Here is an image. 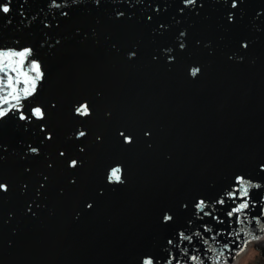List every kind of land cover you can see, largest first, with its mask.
<instances>
[{
    "label": "water",
    "instance_id": "water-1",
    "mask_svg": "<svg viewBox=\"0 0 264 264\" xmlns=\"http://www.w3.org/2000/svg\"><path fill=\"white\" fill-rule=\"evenodd\" d=\"M9 6L0 52L29 51L21 71L35 61L43 76L27 97L23 75L11 73V95L0 86V264H236L264 240V187L248 210L259 219L229 224L214 204L237 176L264 185V0ZM83 104L89 116L76 113ZM116 167L122 179L109 181ZM199 199L224 232L208 218L204 231Z\"/></svg>",
    "mask_w": 264,
    "mask_h": 264
},
{
    "label": "snow or ice",
    "instance_id": "snow-or-ice-1",
    "mask_svg": "<svg viewBox=\"0 0 264 264\" xmlns=\"http://www.w3.org/2000/svg\"><path fill=\"white\" fill-rule=\"evenodd\" d=\"M186 3H195V0H185ZM237 0H232V7H236ZM10 0H6L5 3H0V12L2 13H9L10 12ZM231 18V17H229ZM30 55L29 51H20V52H0V86H2L4 89H11V92L8 93V95H11L12 93L17 91V88L14 87L15 85H20L21 81L19 79H15L11 75V73H18L19 75H23L25 77L23 84L28 85V87L23 88L24 96H30L36 91L37 81L42 79L43 73L41 72V66L38 62L35 61H29L28 62V69L30 72L35 73V76L32 77L29 75V71H21V69L25 66V60ZM13 57H19L18 61H13ZM198 69L193 70L192 74L195 75ZM14 99H19V96H14ZM5 103H7V95L3 97ZM76 113L81 116H89L91 114L89 107L87 104H83L82 106L78 107L76 110ZM6 115V113L2 110H0V117ZM33 115L36 118H43L44 112L41 110V108L36 107ZM21 119H28L29 117L24 116L21 114ZM86 133L83 131H80L78 133L79 137L85 136ZM119 135L124 137V141L127 143H131L132 139L130 136L125 135L123 131L119 132ZM145 135H150L149 132H145ZM49 139L51 136L48 137ZM33 152H36V148H32ZM61 155H64L63 152L60 153ZM70 167H76L77 161L72 160L69 163ZM264 167V166H262ZM109 181H115L120 182L121 177V169L119 167L113 168L110 172V175L108 177ZM264 185H261L259 183L252 184L250 182L246 183L245 178L242 176H237L234 179L233 186L229 191L225 193L227 200L223 197H217L214 201L215 205L224 206L228 208V211L226 212V218L229 224L234 223H243L246 219H259V217H251L248 210L251 207H255L257 204V201L253 199V191L252 190H259ZM0 189L6 190V186L3 184H0ZM260 201H264V196H261ZM229 201L231 202V207H229ZM239 201V203H237ZM92 204L89 203L87 205L88 208H92ZM194 208L197 210L196 215L200 220H205V218H208L212 221H215L216 224L219 227V230L217 231V235L220 234V232H224V224L225 221L220 218L219 215L216 214L215 211H209L208 209V202H206L204 199H199L195 201ZM260 215L264 216V207L260 208ZM172 217L166 215L164 217L165 222L171 220ZM204 231H212V229H209L207 220H205L204 223ZM261 232H264V227L260 229ZM228 235H232V232H228ZM197 236L200 235L199 232L196 233ZM237 236L241 235L239 232L236 233ZM178 236L184 240L191 242L193 237L190 235H187L183 232L178 233ZM253 234L252 232H246L244 233V239H252ZM168 244H172V240L167 241ZM240 247H243V245H240ZM239 250V249H237ZM188 259L191 262H199V264H210V262H206L203 258L198 257L197 255H191L188 257ZM173 261H175V264H180V260L177 259L176 255H171L166 258V264H173ZM143 264H155L154 259L152 257H147L144 259Z\"/></svg>",
    "mask_w": 264,
    "mask_h": 264
},
{
    "label": "rangeland",
    "instance_id": "rangeland-1",
    "mask_svg": "<svg viewBox=\"0 0 264 264\" xmlns=\"http://www.w3.org/2000/svg\"><path fill=\"white\" fill-rule=\"evenodd\" d=\"M239 263L240 264H264V242L256 243L248 247V250L246 251V253L241 256Z\"/></svg>",
    "mask_w": 264,
    "mask_h": 264
},
{
    "label": "bare ground",
    "instance_id": "bare-ground-1",
    "mask_svg": "<svg viewBox=\"0 0 264 264\" xmlns=\"http://www.w3.org/2000/svg\"><path fill=\"white\" fill-rule=\"evenodd\" d=\"M262 242H264V240H262V241H260V242H258V243H262ZM247 250H248V249H247ZM247 250H246V251H247ZM245 253H246V252H245ZM245 253H244V254H245ZM241 256H242V255H241ZM241 256H239V258L237 259L236 264L239 263V260H240Z\"/></svg>",
    "mask_w": 264,
    "mask_h": 264
},
{
    "label": "trees",
    "instance_id": "trees-1",
    "mask_svg": "<svg viewBox=\"0 0 264 264\" xmlns=\"http://www.w3.org/2000/svg\"><path fill=\"white\" fill-rule=\"evenodd\" d=\"M241 262V261H240ZM240 264V263H239Z\"/></svg>",
    "mask_w": 264,
    "mask_h": 264
}]
</instances>
